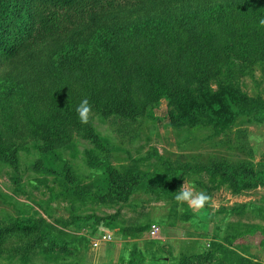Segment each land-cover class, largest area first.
Segmentation results:
<instances>
[{"label":"trees","instance_id":"16d2710c","mask_svg":"<svg viewBox=\"0 0 264 264\" xmlns=\"http://www.w3.org/2000/svg\"><path fill=\"white\" fill-rule=\"evenodd\" d=\"M261 19L264 0H0V116L11 112L10 126L0 130V166L17 169L18 136L27 135L39 142L32 169L54 177L65 196L126 203L138 190L172 195L180 189L183 175L196 171L217 178L232 195L264 189L262 163L211 160L193 168L169 166L164 174H144L111 169L88 153L87 166L102 171L94 189L86 190L60 156L72 136L101 143L90 122L97 115L123 122L163 120L172 128L205 127L213 134L240 120L248 126L264 124V100L245 93L237 80L254 64L264 63ZM172 24L176 28L169 31ZM213 27L219 29L217 36L205 42ZM95 89L96 96H83ZM85 98L92 107L88 122L82 123L76 108ZM183 207L176 221L188 223L194 231H210L212 220L215 235L209 240L191 236L175 257L161 240L146 237L156 222L142 211L129 219L117 211L72 222L93 219L108 229L117 227L123 241H132L125 243L131 248H123L121 264H264L258 260L264 227L236 221L222 226L227 217L255 208L247 203L215 213L207 208V222H199ZM220 213L223 216L216 218ZM252 213L264 222V212ZM167 218L169 214L157 223L166 224ZM50 228L41 218L0 220V244L15 237L25 239L26 251L46 242L54 245ZM143 236L145 244L156 247L145 256L136 249Z\"/></svg>","mask_w":264,"mask_h":264},{"label":"rangeland","instance_id":"374dc122","mask_svg":"<svg viewBox=\"0 0 264 264\" xmlns=\"http://www.w3.org/2000/svg\"><path fill=\"white\" fill-rule=\"evenodd\" d=\"M208 16L213 20L212 16ZM171 28L175 29L176 25L168 26L169 31L173 30ZM218 32L219 29L213 27L208 37H204V41L211 42L208 38L217 36ZM171 35L173 34L169 35L170 38L173 37ZM169 44L175 48L172 40H169ZM237 80L245 93L250 96L260 95L264 100V63L254 64L250 71ZM96 93L97 89L83 96H96ZM12 105L22 109L21 104ZM163 113V109L158 110V114ZM10 114L11 112L4 117L0 116V130L4 126H10ZM90 122L101 143L93 145L80 136H72V142L66 143L60 149L61 159L71 168L73 178L86 190L94 189L102 171L87 166L88 153L94 155L101 165H107L111 169L120 172L134 169L144 174H164L169 166L174 168L186 165L193 168L197 163L208 164L211 160H225L231 164H264V124L248 126L240 120L229 130L213 134L205 127L176 129L163 120L153 121L148 118L123 122L117 118L104 119L97 115L92 116ZM18 143L21 146L18 150L17 169L13 171L9 167L0 166V220L41 218L50 225V233L56 239V244L46 242L39 249L26 251V246H23L26 245L25 239L12 237L10 242L0 244V264H121L123 248H131L125 243L132 241L123 242L117 227L108 229L101 222L95 223L93 219L85 224L79 220L72 222V219H82L87 215L105 217L119 211L120 216L129 219L136 212L142 211L147 214V220L156 222L152 224L160 230L159 240L162 246L170 248L174 257L186 245L179 244L183 237L189 240L202 236L200 239L209 240L211 235H215L212 220L210 231H194L188 223L176 221L177 216L185 210L183 206L199 222H207L203 219L207 208L210 213H215L222 208L219 207L222 203L232 202L231 207H234L238 205L236 200L247 201L255 209L244 212L240 217H227L222 226L227 227L236 221L239 225L258 224L264 227V222L257 218L256 213H252L264 212V189L243 192L236 199H232L233 195L227 188L218 185L217 178L196 171L183 175L181 185L185 182L186 187L192 186L194 191L205 192L210 197L204 208L199 210L189 207L187 202L177 201L175 197L178 192L159 196L138 190L126 203L94 202L76 195L65 196L61 192L60 183L54 177L32 169L31 166L39 158L37 140L31 141L27 135L18 136ZM172 211L176 212L175 216ZM168 214L166 224L157 223ZM221 216L222 213L216 218ZM231 227L234 228L233 231L238 230L237 226ZM103 236H109L110 240L101 242ZM145 242L143 236L136 243V249L143 252L144 256L148 251H156V247H149ZM198 243L202 244V241ZM23 251L27 254L22 255ZM259 256L258 260L264 263V247ZM144 258L147 260V257Z\"/></svg>","mask_w":264,"mask_h":264},{"label":"clouds","instance_id":"9594fccd","mask_svg":"<svg viewBox=\"0 0 264 264\" xmlns=\"http://www.w3.org/2000/svg\"><path fill=\"white\" fill-rule=\"evenodd\" d=\"M260 24L264 25V19L260 20ZM91 105L87 98L81 101L77 106L76 112L82 123L88 122V117L91 112ZM175 199L179 202H187L189 207L194 210L204 208L205 204L209 201L210 197L205 192H196L192 186L185 185V182L181 185L178 190V194Z\"/></svg>","mask_w":264,"mask_h":264},{"label":"built area","instance_id":"2783aa9c","mask_svg":"<svg viewBox=\"0 0 264 264\" xmlns=\"http://www.w3.org/2000/svg\"><path fill=\"white\" fill-rule=\"evenodd\" d=\"M159 234H160L159 228L155 225H151L149 229L147 230L146 237L152 240L159 239ZM109 240H110L109 236H103L101 238V242H107Z\"/></svg>","mask_w":264,"mask_h":264},{"label":"crops","instance_id":"0c3cea01","mask_svg":"<svg viewBox=\"0 0 264 264\" xmlns=\"http://www.w3.org/2000/svg\"><path fill=\"white\" fill-rule=\"evenodd\" d=\"M236 197H237V195H233L232 196V199H236ZM242 198H243V195L241 196ZM239 198V197H238ZM237 201V203L239 204H246V203H248L247 201H238V200H236ZM220 205V204H219ZM227 205H229V206H227ZM231 206H232V202L230 203V204H228V203H222V205H220L219 207H222V208H225V209H229V208H231ZM123 242H125V241H123ZM184 242H187V238H185V237H183L182 239H181V242H179V244H181V243H184ZM175 243H178V241L177 242H175ZM183 245V244H182Z\"/></svg>","mask_w":264,"mask_h":264}]
</instances>
